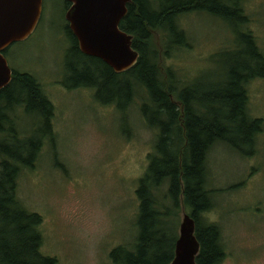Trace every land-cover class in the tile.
<instances>
[{
  "label": "rangeland",
  "instance_id": "rangeland-1",
  "mask_svg": "<svg viewBox=\"0 0 264 264\" xmlns=\"http://www.w3.org/2000/svg\"><path fill=\"white\" fill-rule=\"evenodd\" d=\"M239 3L245 17L240 27L253 35L264 54V0ZM65 10V0H42L33 31L4 50L12 71L34 74L52 104L51 132L40 142L33 164L19 166L16 195L42 217L38 229L43 254L55 256L58 264H113L110 249L131 246L137 234L136 188L153 152L156 130L140 112L145 97L140 87L119 109L114 102L97 100L93 87L70 84ZM178 23L187 42L163 58L161 72L166 74L163 64L171 66L179 86L196 78L215 83L228 56L245 46L234 47L235 23L231 26L208 11L183 12ZM153 33L156 45L166 43L163 31ZM72 62L79 66L77 59ZM245 86L248 114L262 119L254 150L248 155L217 141L206 155L213 206L202 218L220 229L224 255L217 264H264V75ZM8 117L11 127L6 124L0 137L9 128L18 137L29 136L40 116L16 106ZM157 190L164 192L165 183ZM184 212L188 209L180 203L173 216L177 235Z\"/></svg>",
  "mask_w": 264,
  "mask_h": 264
},
{
  "label": "trees",
  "instance_id": "trees-1",
  "mask_svg": "<svg viewBox=\"0 0 264 264\" xmlns=\"http://www.w3.org/2000/svg\"><path fill=\"white\" fill-rule=\"evenodd\" d=\"M126 5L119 26L133 35L132 45L139 55L133 65L120 72L101 58L82 53L66 24L71 40L65 64L70 84L93 87L97 100L114 102L119 109L140 87L145 94L140 112L145 123L156 130L153 152L136 188L137 234L131 246H113L110 258L113 264H168L177 237L173 216L182 203L196 222V263L217 264L224 255L220 229L202 218L213 206L206 155L217 141L248 155L254 150L262 119L248 114L245 85L249 79L264 75V54L253 35L240 27L245 17L239 0H129ZM194 10L208 11L231 26L235 23L237 27L232 29L238 40L234 47L245 46L228 56L227 66L215 83L196 78L179 86L171 66L163 64V75L161 65L172 49L187 42L178 16ZM154 30L164 32L166 43L155 44ZM72 59H77L79 66ZM16 106L40 117L29 136L18 137L9 128L0 137V264H58L55 256L40 251V213L25 208L16 195L19 166L33 164L40 142L51 132L52 104L31 72L13 71L10 81L0 88V132L11 123L8 111ZM164 183L165 191L158 193Z\"/></svg>",
  "mask_w": 264,
  "mask_h": 264
},
{
  "label": "water",
  "instance_id": "water-1",
  "mask_svg": "<svg viewBox=\"0 0 264 264\" xmlns=\"http://www.w3.org/2000/svg\"><path fill=\"white\" fill-rule=\"evenodd\" d=\"M65 1L69 2L65 18L82 53L101 58L118 72L136 62L139 53L132 45L133 35L119 26L129 0ZM41 9L42 0H0V88L13 74L4 49L33 31ZM195 227L194 217L184 212L168 264H197L199 240Z\"/></svg>",
  "mask_w": 264,
  "mask_h": 264
},
{
  "label": "flooded vegetation",
  "instance_id": "flooded-vegetation-1",
  "mask_svg": "<svg viewBox=\"0 0 264 264\" xmlns=\"http://www.w3.org/2000/svg\"><path fill=\"white\" fill-rule=\"evenodd\" d=\"M66 2V1H65ZM69 3H66V8L68 7Z\"/></svg>",
  "mask_w": 264,
  "mask_h": 264
}]
</instances>
